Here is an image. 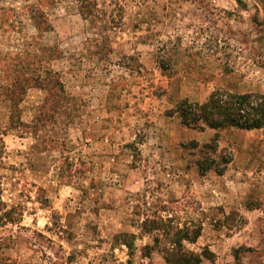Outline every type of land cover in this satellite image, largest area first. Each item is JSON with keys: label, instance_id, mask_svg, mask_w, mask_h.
Listing matches in <instances>:
<instances>
[{"label": "rangeland", "instance_id": "rangeland-1", "mask_svg": "<svg viewBox=\"0 0 264 264\" xmlns=\"http://www.w3.org/2000/svg\"><path fill=\"white\" fill-rule=\"evenodd\" d=\"M33 3L0 0V51L41 54L43 76L56 47L63 89L48 104L28 89L14 131L0 106V264H166L168 239L145 219L198 233L181 249L200 264H234L236 250L264 264V128L221 130L206 156L216 132L170 113L215 90L264 93V0H55L42 34Z\"/></svg>", "mask_w": 264, "mask_h": 264}, {"label": "trees", "instance_id": "trees-1", "mask_svg": "<svg viewBox=\"0 0 264 264\" xmlns=\"http://www.w3.org/2000/svg\"><path fill=\"white\" fill-rule=\"evenodd\" d=\"M55 0H35V3L28 5L30 19L34 28L39 33L48 32L51 28L47 16L43 13V7H50ZM5 12V11H4ZM80 14L86 18L87 12L80 9ZM7 15V14H6ZM27 53V54H26ZM46 66L43 76H40L38 69L32 66L35 62L34 57L38 53L31 51L25 52L26 56H10L9 53L0 51V106L5 107L9 112L8 129L17 130L22 127L21 112L19 105L23 101L26 92L30 88H38L47 93L46 104L50 100L59 99L62 95V84L59 76L50 67L52 60L60 57V52L56 47H47L42 52ZM171 115H175L180 124L188 129L204 132L205 129L215 131V137L206 144L202 145V150L207 155L216 150L218 132L221 130L238 129L244 131L259 130L264 128V93L248 92L236 93L223 90L213 91L208 98L200 102H190L181 100L176 103ZM193 148L198 147L196 142H191ZM4 144L0 135V156L3 153ZM208 158L199 161L198 166L203 168ZM225 164V162H224ZM6 221L15 222L17 219L5 213ZM142 232H159L164 235L171 247L165 250L164 260L166 264H200L201 257L181 249L184 241L193 243L199 236L198 233L190 235L189 228H175L163 219H145L139 225ZM120 244L125 245L130 255H132L135 245L134 236L119 234ZM158 241L157 239L155 240ZM151 246H142L141 252L145 256L150 255ZM241 250L235 251V263H238V254Z\"/></svg>", "mask_w": 264, "mask_h": 264}]
</instances>
